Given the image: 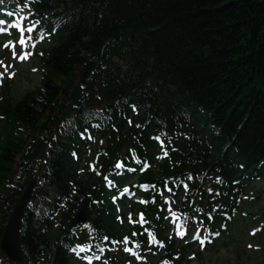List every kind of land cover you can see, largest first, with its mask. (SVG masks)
Segmentation results:
<instances>
[{
  "label": "trees",
  "instance_id": "trees-1",
  "mask_svg": "<svg viewBox=\"0 0 264 264\" xmlns=\"http://www.w3.org/2000/svg\"><path fill=\"white\" fill-rule=\"evenodd\" d=\"M36 7L62 25L43 59V99L31 92L15 106L8 98L0 105L7 114L0 130V188L15 168L21 169L15 159L26 141H34L25 153L24 165L30 168L39 148L54 139L47 180L52 189L67 192L71 140L56 128L53 133V127L68 114L73 124L84 123V111L72 115L71 102L82 106L88 93L93 103H105L107 120L117 129L109 124L100 132L110 155L133 136L139 151L147 153L154 147L150 133L163 128L176 134L177 150L142 180L191 171L197 192L203 184L222 191L219 197L201 191L207 201L231 204L244 180L254 172L264 175V0H40ZM130 103L137 106L135 115ZM122 111L131 116L130 125ZM20 125L26 128L23 134ZM91 180L84 186L78 182L79 198L93 193L100 199ZM26 182L8 189L0 211L4 225ZM90 215L104 233L114 232L108 201L106 209L100 203L90 206ZM21 243L30 264L51 252L50 234L31 214ZM53 252L55 264H70L61 245Z\"/></svg>",
  "mask_w": 264,
  "mask_h": 264
},
{
  "label": "rangeland",
  "instance_id": "rangeland-1",
  "mask_svg": "<svg viewBox=\"0 0 264 264\" xmlns=\"http://www.w3.org/2000/svg\"><path fill=\"white\" fill-rule=\"evenodd\" d=\"M6 58L10 60L7 55L2 61ZM36 66L34 58L12 69L10 95L14 102L39 85L41 73L38 69L32 71ZM248 194L232 220L220 228L212 244L198 249L196 244H191L190 236L184 238L183 243L190 241L187 256H193L187 264H264V180L251 183ZM150 255L151 262L157 259V253Z\"/></svg>",
  "mask_w": 264,
  "mask_h": 264
},
{
  "label": "water",
  "instance_id": "water-1",
  "mask_svg": "<svg viewBox=\"0 0 264 264\" xmlns=\"http://www.w3.org/2000/svg\"><path fill=\"white\" fill-rule=\"evenodd\" d=\"M76 221H78V220H76ZM72 223L73 222H71V224ZM16 225H17V223H16ZM15 246H16V249L13 251L9 249L8 254L10 255L11 258H13L15 261H17L20 264V262L22 261V257H21L19 250H18V247H17V240H15Z\"/></svg>",
  "mask_w": 264,
  "mask_h": 264
},
{
  "label": "snow or ice",
  "instance_id": "snow-or-ice-1",
  "mask_svg": "<svg viewBox=\"0 0 264 264\" xmlns=\"http://www.w3.org/2000/svg\"><path fill=\"white\" fill-rule=\"evenodd\" d=\"M0 23H2V22H0ZM32 30H33V28H31V27L28 29V31H30V32H31ZM20 43H21V44H24L25 41H24V40H21ZM218 234H219V233H216V235H218ZM127 239H128V238L125 237V240H127ZM200 242L203 243V241H200ZM125 250L127 251V249H125ZM97 259H99V257H97ZM105 264H107V262H105ZM164 264H167V262H164Z\"/></svg>",
  "mask_w": 264,
  "mask_h": 264
}]
</instances>
